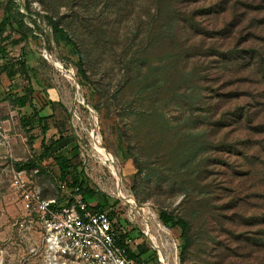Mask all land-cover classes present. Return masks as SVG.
I'll use <instances>...</instances> for the list:
<instances>
[{"label":"rangeland","instance_id":"374dc122","mask_svg":"<svg viewBox=\"0 0 264 264\" xmlns=\"http://www.w3.org/2000/svg\"><path fill=\"white\" fill-rule=\"evenodd\" d=\"M5 18L0 264H82L54 259L45 228L23 207L25 185L59 208L81 196L53 162L48 172L18 170L42 153L33 106L48 118L46 143L65 137L52 152L80 164L91 205L104 203L156 264L170 249L177 264H264V0H0ZM53 23L77 44L85 74ZM23 61L26 73L9 77ZM23 95L18 109L12 99ZM94 137L117 159L119 189ZM159 209L191 223L183 261L181 231ZM152 220L171 234L165 249L145 233Z\"/></svg>","mask_w":264,"mask_h":264},{"label":"built area","instance_id":"2783aa9c","mask_svg":"<svg viewBox=\"0 0 264 264\" xmlns=\"http://www.w3.org/2000/svg\"><path fill=\"white\" fill-rule=\"evenodd\" d=\"M25 187L23 207L45 228L48 250L54 259H74L82 264H145L129 256L126 247L118 243L120 234L126 232L109 213L95 211L82 196L59 208L56 198H45L37 187Z\"/></svg>","mask_w":264,"mask_h":264},{"label":"trees","instance_id":"16d2710c","mask_svg":"<svg viewBox=\"0 0 264 264\" xmlns=\"http://www.w3.org/2000/svg\"><path fill=\"white\" fill-rule=\"evenodd\" d=\"M10 23L8 18L3 19V21L0 23V41L5 42L8 40V36H5V32L8 28V24ZM53 28L56 33L62 34L65 36L67 44L73 46V53L77 56H79V70L85 74V71L83 69L84 67V59L81 54V52L77 48V44L67 35V33L64 31L63 28H61L59 25L53 23ZM14 43H19V41H14ZM7 54L6 47L3 46L0 48V58H4ZM4 70H8V66L3 67ZM17 72H23L26 73V64L23 61L21 63L20 69H13L11 68L8 71V76L12 77L17 74ZM31 101V99H29ZM12 102L14 103L15 107L18 109H23L27 106V98L25 95L17 97L16 99H12ZM33 113L29 116V118H39V123L41 126V132H42V139H41V146H42V153L36 158L31 159L27 162L21 163L17 168L20 171H30L31 168L39 167V172L43 173L45 170L42 167V162L46 159H53V162L57 167L59 168V179L62 182H65L68 184L69 189L74 193L81 194L84 202L91 208H93L95 211H102L104 209V203H97L96 206L91 205V202H96L95 198V192L88 189V186L86 185V180L84 179V171L80 167V164L77 162H74L69 157H61L55 155L52 150L53 148L59 144L60 141L64 140L65 137H61L60 139H51L49 143H46V133L49 130V124L47 123L48 118L40 117V111L36 109L34 106L32 107ZM25 117H23V125L25 126ZM130 156L122 157V159L129 158ZM131 158V157H130ZM78 189V191H76ZM102 202H107L108 196L103 194ZM71 204V203H70ZM69 204V205H70ZM158 216L159 220L167 227H177L181 231V238L183 239V244L181 245V253H180V259L183 261L185 251L189 245V232L191 230V223L189 219L186 217L177 216L168 210L165 209H159L158 210ZM128 240V233L120 234L118 243L124 247H126L129 256L138 259L141 262H144L139 259L140 255H144L147 252V248L143 245L139 247V254L137 255L135 252H132L130 246L128 243H126ZM147 264L146 262H144Z\"/></svg>","mask_w":264,"mask_h":264},{"label":"bare ground","instance_id":"6f19581e","mask_svg":"<svg viewBox=\"0 0 264 264\" xmlns=\"http://www.w3.org/2000/svg\"><path fill=\"white\" fill-rule=\"evenodd\" d=\"M94 138H95V141H94L95 153L97 154V156L101 160V163L108 167V169L110 170V172H111V174L113 176V180L112 181H114V185L119 189L121 187V185H122V180H121V175H120V170H119V167H118L117 159L115 157H113V156L110 157L107 154L105 148L101 145V140L98 137H94ZM130 203L134 204V201L130 200ZM146 229L147 230L145 231V233H147L148 236L150 235L149 238L152 241L153 245L155 247H159V246L160 247H164L163 249H165V246L163 244V235L171 236L169 230L164 225H162L159 221L155 222L154 220L150 221V223L147 225ZM151 233L157 234L159 236V238H157L156 236L152 235ZM160 237L162 239H160ZM170 247H172V246H170ZM161 257H162L161 261H162L163 264H177L178 263L177 257L175 256L174 253L171 252V249H170V253L167 254V255L164 254V252L162 253V251H161Z\"/></svg>","mask_w":264,"mask_h":264},{"label":"crops","instance_id":"0c3cea01","mask_svg":"<svg viewBox=\"0 0 264 264\" xmlns=\"http://www.w3.org/2000/svg\"><path fill=\"white\" fill-rule=\"evenodd\" d=\"M53 160L52 159H49V162L44 160L42 162V167L45 171H49L48 168L51 167V168H54V165L52 164ZM54 163V162H53ZM49 165V166H46V165ZM55 164V163H54ZM57 165H55L56 167ZM47 169V170H46ZM128 244L130 246L131 249H133V251L138 255L139 254V247L140 246H143L142 243H138L137 241V238L133 236V233L129 232L128 233ZM135 244V245H134ZM145 246V245H144ZM146 247V246H145ZM147 248V247H146ZM154 256H150V252L149 250L147 249V252L146 254L144 255H140L139 259L146 262L147 264H156L155 260L153 259Z\"/></svg>","mask_w":264,"mask_h":264}]
</instances>
